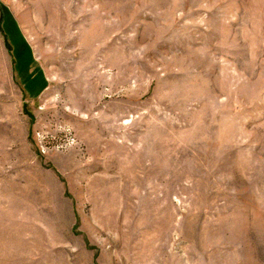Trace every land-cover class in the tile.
Here are the masks:
<instances>
[{
    "label": "rangeland",
    "instance_id": "obj_1",
    "mask_svg": "<svg viewBox=\"0 0 264 264\" xmlns=\"http://www.w3.org/2000/svg\"><path fill=\"white\" fill-rule=\"evenodd\" d=\"M0 264H264V0H0Z\"/></svg>",
    "mask_w": 264,
    "mask_h": 264
},
{
    "label": "crops",
    "instance_id": "obj_2",
    "mask_svg": "<svg viewBox=\"0 0 264 264\" xmlns=\"http://www.w3.org/2000/svg\"><path fill=\"white\" fill-rule=\"evenodd\" d=\"M16 75L26 95L35 99L45 89L47 78L26 43L15 48Z\"/></svg>",
    "mask_w": 264,
    "mask_h": 264
}]
</instances>
